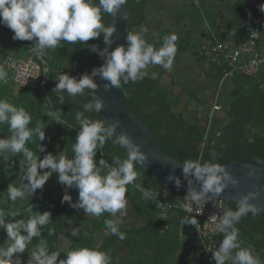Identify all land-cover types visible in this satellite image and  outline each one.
Listing matches in <instances>:
<instances>
[{
    "label": "trees",
    "instance_id": "obj_1",
    "mask_svg": "<svg viewBox=\"0 0 264 264\" xmlns=\"http://www.w3.org/2000/svg\"><path fill=\"white\" fill-rule=\"evenodd\" d=\"M153 1L127 0L124 45L128 32L146 25L148 7ZM261 4H264V0H197L196 5L186 0L184 4H178L180 9L174 14L185 17V26L180 23L183 31L174 33L178 39L173 65L194 49L206 54L207 50H203L206 42H210L212 47L228 43L234 48H242L254 34L258 37V51H264V12L260 11ZM158 9L160 10L159 7L156 8ZM104 22L106 26V14ZM0 30L13 37V32L8 27L0 24ZM167 35L169 33L166 30L160 40L151 44L159 48ZM18 41L23 44L24 53L27 46H33L34 43ZM93 44L102 49V34L86 44L71 45L62 41L60 47L47 50L44 64L49 71L47 81L41 89H18L8 81L0 84V99H7L14 106L25 108L32 117L30 128H35L39 121L45 124L46 139L39 141L37 136H33L25 145L40 159L48 152L53 155L63 154L68 158L74 155L72 145L79 131L75 113L83 111V104L91 98L89 90L86 89L83 95L75 97H70L65 92V101L60 104L52 89L56 83L55 78L61 72L79 79L81 74L91 73L97 67L100 57L88 48V45ZM212 59L218 64V84L229 68L219 53L214 54ZM152 68L158 69L160 66H149L148 70ZM13 88L16 89L15 94ZM120 91L128 109L148 128L160 149L170 159L178 163L192 160L201 163L212 161L220 165L246 162L264 167V157H260L264 152V71L251 77L234 73L227 78L217 94L219 111L209 124L206 117L201 125L187 122L174 109L175 97L160 89L150 75L135 83H122ZM52 108L61 111L62 124L51 122V118L46 116V112ZM209 109L210 107L205 106L206 112ZM220 112L224 115L223 119L219 118ZM85 116L100 120L98 113L86 112ZM10 135L9 126L0 125V138ZM39 143L45 145L44 153L37 149ZM213 153L216 155L215 160ZM113 157L123 161L127 154L122 147L108 140L103 149L97 152L95 159H106L115 166ZM22 159L21 153H0V177L6 175L4 167L6 169L11 162L20 167L19 161ZM135 170L138 173L137 180L127 186L126 214L119 217L122 221L119 229L126 236L124 240L106 229L104 220L112 218L109 213L105 212L97 218L70 207L68 202L61 203L63 195L52 199L51 195L65 191V186L58 182L56 173L50 177L56 186L45 189L32 199L12 201L7 191L0 192V209L6 215L11 212L20 213L10 219L27 220L36 211L51 212V221L41 228L42 236L33 238L25 253L20 254L22 261L30 258L34 245L40 239L47 242L50 251H60V239L68 220L72 224L69 230L75 233V238L70 240L69 251L78 247L110 251L111 264H199L202 250L194 242L192 226L184 224L187 218L180 207L185 194L164 188L149 178L138 165ZM142 189L148 190L153 198H144ZM166 196L175 208L161 215L156 201ZM76 199L77 197L72 198V202ZM235 208V205L228 204V210ZM236 227L240 230L242 246L251 245L254 254L264 264V215L253 216L249 213ZM50 230L51 235L48 234ZM0 237L6 242L7 235L3 229H0ZM222 239L223 234L215 239L217 249ZM207 264H215V261L211 258Z\"/></svg>",
    "mask_w": 264,
    "mask_h": 264
},
{
    "label": "clouds",
    "instance_id": "obj_2",
    "mask_svg": "<svg viewBox=\"0 0 264 264\" xmlns=\"http://www.w3.org/2000/svg\"><path fill=\"white\" fill-rule=\"evenodd\" d=\"M127 0H0V24L13 32V40L33 41V51L43 56L47 50H55L61 42L71 45L86 44L90 39L101 37L106 47L100 49L98 45H88L90 51L103 58V64L85 72L80 78L60 73L55 78L56 83L52 92L57 95L58 103L65 101L64 93L75 97L83 95L89 90L90 99L83 104V111L75 113V120L79 126L75 142L72 145V158L63 154L53 155L46 153L42 159L34 155L25 147L33 136L44 141L45 124L39 121L35 128H30L32 117L23 107H17L0 99V125L7 124L11 135L0 138V153H21L23 159L19 161L21 183L7 186L8 197L12 201L23 200L25 196L33 197L37 189H43L53 173L58 174V182L65 186L61 203L68 202L70 207L94 216L101 217L107 212L112 217L105 219L104 225L110 234L120 240L126 238L120 231L122 223L119 217L124 216L126 209L127 186L133 184L138 177L135 166L142 167L147 161L141 146L132 141L130 135L121 129L119 119L106 123L104 120L92 119L85 113H99L104 105L96 96L94 90L98 84L96 77L105 81L103 87L109 90L119 88L121 84L135 83L149 76V66L159 65L170 71L177 51V35L172 33L163 38L159 48L146 41L148 29L141 27L126 35V44L118 45L109 51L113 43V34L116 32V21L122 6ZM260 11L264 12V4ZM110 14L112 22L105 26L104 16ZM121 19H126L122 16ZM255 33L256 31H252ZM8 73L0 66V81L7 79ZM158 73L151 72L150 78L157 79ZM62 113L49 109L46 116L51 122L62 124ZM112 140L114 144L126 149L127 158L121 161L113 157L115 166L106 159H95L97 152L103 149L105 143ZM39 152H45V145L40 144ZM215 160V153L212 154ZM180 164L183 180L187 183V194L180 207L192 210L193 205L201 201L215 199L229 185L237 184V180L226 171L225 167L212 161L199 162L185 160ZM39 170L47 169L40 172ZM106 170V173H105ZM252 173L250 172L249 175ZM175 186L181 185V178L174 174L166 178ZM199 185V189L194 186ZM75 188L78 191L77 200L73 203L72 197L66 189ZM146 199H152L150 192L144 190ZM257 193L248 192L241 195L236 201L235 210H226L217 216L216 229L223 234V239L217 250L212 251V260L215 264H262L258 255L254 254L251 245L244 247L240 240V230L236 225L241 219L251 213L256 216L259 209L249 201L255 199ZM30 211L32 209H29ZM119 213V216L117 215ZM19 212L7 215L0 209V229L6 232V242L0 246V264H23L21 255L33 238L41 237V228L51 221V212L36 211L27 220H14ZM184 224L196 226L195 217L187 218ZM49 235L52 234L50 230ZM75 235V233H73ZM61 251H50L47 242L40 239L30 254L27 264H111L110 251H101L92 247H78L67 251L64 259H58Z\"/></svg>",
    "mask_w": 264,
    "mask_h": 264
},
{
    "label": "rangeland",
    "instance_id": "obj_3",
    "mask_svg": "<svg viewBox=\"0 0 264 264\" xmlns=\"http://www.w3.org/2000/svg\"><path fill=\"white\" fill-rule=\"evenodd\" d=\"M175 0H154L148 7L147 23L144 25V28H147L148 31L145 34L146 41L151 44L160 40L167 30L169 34L172 33H181L183 29L181 28L180 22L184 17L175 15V12H178L180 7ZM160 10H156V8ZM185 26V25H184ZM139 30V29H138ZM5 33V32H4ZM196 55L188 57L187 55L182 56L181 61L177 64H174L170 71H166L162 67L155 69L152 68L148 70L149 75L151 72L158 73L157 79H154L157 83V86L163 91L167 92L170 95L175 97L174 109L176 112L182 114L184 119L193 124H202L206 117L205 107L209 106L211 101V95H213L212 88H214L216 82V75L214 71L210 70L208 67L201 63V60L198 56V50L194 51ZM200 54V53H199ZM202 64V65H201ZM207 70L209 74H205ZM214 75V76H213ZM5 81H0L1 83H7ZM13 86V85H12ZM199 89H202V92H199ZM14 94L16 89L13 88ZM219 118L223 119V113H219ZM14 169L11 171V176L0 177V192L7 191V186L11 183L14 186H19L21 183V170L20 167L12 162ZM4 171L7 174L8 172ZM40 172L47 171V169L39 170ZM56 186L54 181H51L50 178L43 186L42 192L47 188H52ZM41 189H37L36 192ZM65 192V191H64ZM53 194L52 199H58L61 195L64 194ZM68 194L72 198L78 197L77 190H67ZM27 196V195H26ZM25 196L24 199L27 197ZM77 200V199H76ZM66 229L62 233L60 239V251L62 252L58 259H64L65 254L69 251L70 240L75 238V235L69 230L72 227V224L67 220ZM4 239L0 237V246ZM27 260L22 261L23 264H27Z\"/></svg>",
    "mask_w": 264,
    "mask_h": 264
},
{
    "label": "water",
    "instance_id": "obj_4",
    "mask_svg": "<svg viewBox=\"0 0 264 264\" xmlns=\"http://www.w3.org/2000/svg\"><path fill=\"white\" fill-rule=\"evenodd\" d=\"M122 16L126 17V6H122L118 13L116 32L112 37L113 43L111 46H107L109 47V51L125 43L126 19H121ZM111 22V15L106 14V26H109ZM104 47H106V45L103 42L102 49ZM103 62V58L100 57L97 67L101 66ZM94 79L98 84L97 89L94 91L104 105L103 109L98 113L99 119L104 120L106 123L119 119L121 125L117 128V133H119L121 129L126 131L130 135L132 141L141 146L140 150L144 152L147 157L146 163L142 165V167L139 165L138 167L149 178L164 188L186 195L187 183L183 180L180 164L163 153L148 128L128 109L122 98L120 87H112L109 90H105L103 87L105 81L101 80L99 77ZM124 151L127 154L126 149H124ZM260 157H264V152ZM222 166H224L226 171L237 180V184H229L220 196L212 200H223L227 204L236 206V201L241 195L254 192L257 193V196L249 202L257 206L259 209L257 214L264 215V167L246 162H234ZM250 172L252 173L251 175H249ZM172 174L181 178V185L179 187L166 179ZM194 186L199 189L198 184H194Z\"/></svg>",
    "mask_w": 264,
    "mask_h": 264
},
{
    "label": "built area",
    "instance_id": "obj_5",
    "mask_svg": "<svg viewBox=\"0 0 264 264\" xmlns=\"http://www.w3.org/2000/svg\"><path fill=\"white\" fill-rule=\"evenodd\" d=\"M188 1L194 5L197 4V0ZM185 2L186 0H178V3L181 5ZM257 39L256 34L252 35L245 47L242 48H234L228 43L215 44L213 47L210 42H206L203 45V50H207L205 55L212 58L214 54L219 53L229 68V71L222 75L218 83V92L223 82L234 73L244 77H251L264 71V51H258ZM209 49L210 52H208ZM2 65L8 73V82L18 89L38 90L43 88L47 81L49 70L44 64V55L40 56L36 54L33 51L32 45L27 46L24 57L6 58ZM217 94L206 115L208 124L214 114L219 111ZM156 205L161 215L165 211L175 208L167 196L163 197L160 201H156ZM226 210H228V204L223 200L201 201L199 205L192 206L191 212L181 207V211L185 214L186 218L195 217L198 221L196 226H191L194 232V242L202 250L199 264H207L212 257L211 252L217 250L215 239L222 235L216 229V224L218 223L217 216L219 217Z\"/></svg>",
    "mask_w": 264,
    "mask_h": 264
},
{
    "label": "crops",
    "instance_id": "obj_6",
    "mask_svg": "<svg viewBox=\"0 0 264 264\" xmlns=\"http://www.w3.org/2000/svg\"><path fill=\"white\" fill-rule=\"evenodd\" d=\"M178 6V4H177ZM179 7V6H178ZM180 17H184L183 15H179ZM185 21V17L184 19L180 22V23H183ZM258 40V39H257ZM194 51H196V49L192 50L190 53L186 54L188 57L190 56H194L196 55L194 53ZM199 52V51H198ZM200 53V54H199ZM198 53V56L201 60V63L203 65H205L206 67L209 68L210 70V73H211V70L214 71V74L216 75V82L217 81V75H218V69L216 66H218V64L216 65V61L214 59H212L210 56H206L205 54H201V52ZM24 56V46L22 43H20L18 40H13L11 38V36L7 33H4L3 31L0 30V66H3L2 63L3 61L6 59V58H9V57H14V58H22ZM201 64V65H202ZM210 73L205 70V74H209ZM214 76V75H213ZM8 81V80H7ZM215 82V85H214V88H212V92H213V95H211V101L209 103V106L210 107L212 104H213V101L215 99V95L217 94L218 92V87H217V83ZM203 90L202 89H199V92H202ZM206 106V107H207ZM205 107V106H204ZM206 113V111H205ZM207 114V113H206ZM14 163V162H13ZM14 169V166L12 164V162L10 163V165H8L6 167V171L8 172L7 174L4 173L8 176H11V171ZM4 175V174H3ZM40 193H42V190L38 191L35 193V195L33 197H30V196H26L27 198L26 199H32L36 196H38ZM4 243V241L2 242V244Z\"/></svg>",
    "mask_w": 264,
    "mask_h": 264
}]
</instances>
